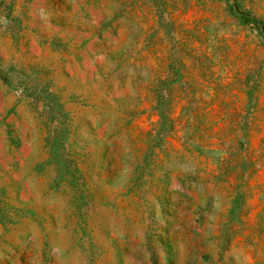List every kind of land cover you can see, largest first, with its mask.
<instances>
[{
  "label": "rangeland",
  "instance_id": "374dc122",
  "mask_svg": "<svg viewBox=\"0 0 264 264\" xmlns=\"http://www.w3.org/2000/svg\"><path fill=\"white\" fill-rule=\"evenodd\" d=\"M0 264H264V0H0Z\"/></svg>",
  "mask_w": 264,
  "mask_h": 264
}]
</instances>
